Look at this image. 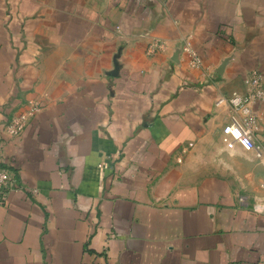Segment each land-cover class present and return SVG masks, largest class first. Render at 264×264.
Instances as JSON below:
<instances>
[{"label":"crops","instance_id":"0c3cea01","mask_svg":"<svg viewBox=\"0 0 264 264\" xmlns=\"http://www.w3.org/2000/svg\"><path fill=\"white\" fill-rule=\"evenodd\" d=\"M251 71L264 0H0V264H264V96L260 157L219 103Z\"/></svg>","mask_w":264,"mask_h":264},{"label":"built area","instance_id":"2783aa9c","mask_svg":"<svg viewBox=\"0 0 264 264\" xmlns=\"http://www.w3.org/2000/svg\"><path fill=\"white\" fill-rule=\"evenodd\" d=\"M202 59L197 53H193L191 66L202 67ZM263 74L258 71H251L244 79L246 93L244 95L232 93L230 97L221 98L219 103L227 101L233 109L230 121L224 126L223 133L228 137V148L241 145L245 150L254 151L258 157L261 156V149L253 139L256 119L251 116L250 103L264 96ZM41 104L34 101L27 113H19L9 116L2 124V133L8 137L19 135L27 126L29 118L39 112ZM243 117H238L237 112ZM1 150V147H0ZM17 186V176L14 170L0 165V206L3 205L10 189Z\"/></svg>","mask_w":264,"mask_h":264}]
</instances>
